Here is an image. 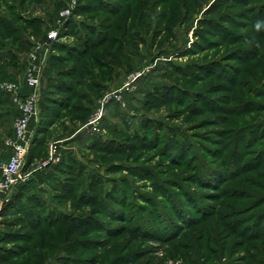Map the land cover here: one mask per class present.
Here are the masks:
<instances>
[{"label":"rangeland","instance_id":"1","mask_svg":"<svg viewBox=\"0 0 264 264\" xmlns=\"http://www.w3.org/2000/svg\"><path fill=\"white\" fill-rule=\"evenodd\" d=\"M44 42L0 264H264V0H0V80Z\"/></svg>","mask_w":264,"mask_h":264},{"label":"built area","instance_id":"2","mask_svg":"<svg viewBox=\"0 0 264 264\" xmlns=\"http://www.w3.org/2000/svg\"><path fill=\"white\" fill-rule=\"evenodd\" d=\"M72 4L75 0H71ZM70 11L64 10L60 12V18L65 19ZM46 40L51 41L56 36V30H51L46 35ZM46 42V41H45ZM44 43H39L27 55V65L25 67L24 81L30 92L21 96L19 85L14 81L0 80V92L7 93L12 96L16 105L18 115L14 121L12 136L4 140V144L9 148L8 157L0 161V209L3 203L12 195L13 191L19 183L27 181L31 172H22V165L29 153L30 146V123L38 113V99L40 96V85L43 78L44 58L48 49ZM130 80L103 97L99 107L91 115L86 122V127L92 133L99 131V120L103 114V104L109 101H117L124 104L122 100L123 92L129 91ZM58 147L52 145L47 158L41 161L33 170H42L50 167L52 164L60 161Z\"/></svg>","mask_w":264,"mask_h":264},{"label":"crops","instance_id":"3","mask_svg":"<svg viewBox=\"0 0 264 264\" xmlns=\"http://www.w3.org/2000/svg\"><path fill=\"white\" fill-rule=\"evenodd\" d=\"M18 64H12L11 69L14 70V73L9 78L4 80L14 81L19 85V92L21 96H25L30 92V89L26 86L24 81L25 76V68L23 67L24 59L19 58V61L15 62ZM22 73V77L17 74V71H20ZM5 78V77H4ZM0 95V159L4 160L8 157L9 154V148L4 144V137H9V135L13 134V125L14 121L18 115V111L16 108L15 103L13 102L12 96L7 93H1ZM9 116L7 118L8 127H5V120L4 116ZM6 118V117H5Z\"/></svg>","mask_w":264,"mask_h":264},{"label":"trees","instance_id":"4","mask_svg":"<svg viewBox=\"0 0 264 264\" xmlns=\"http://www.w3.org/2000/svg\"><path fill=\"white\" fill-rule=\"evenodd\" d=\"M11 30V29H10ZM8 31V30H7ZM10 32V31H9ZM11 33V32H10ZM10 33H8L7 32V35H10ZM34 142V141H33ZM29 152H30V149H29ZM28 156H29V153H28ZM32 156L31 157H29V160L31 161L32 160ZM29 161V162H30ZM16 195L17 194H14V196L10 199V200H8V201H5L4 203H3V206L1 207V212H4L6 209V207H11V208H14L15 207V205H13V204H15V199H18V198H16ZM44 242V241H43ZM45 243V242H44ZM43 243V244H44ZM41 246H43L42 244H41Z\"/></svg>","mask_w":264,"mask_h":264}]
</instances>
